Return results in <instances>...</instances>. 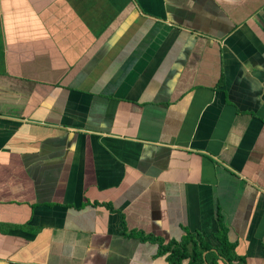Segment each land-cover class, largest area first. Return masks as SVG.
Masks as SVG:
<instances>
[{"label":"crops","instance_id":"obj_1","mask_svg":"<svg viewBox=\"0 0 264 264\" xmlns=\"http://www.w3.org/2000/svg\"><path fill=\"white\" fill-rule=\"evenodd\" d=\"M0 36V264H170L140 235L218 215L264 264V0H0Z\"/></svg>","mask_w":264,"mask_h":264},{"label":"trees","instance_id":"obj_2","mask_svg":"<svg viewBox=\"0 0 264 264\" xmlns=\"http://www.w3.org/2000/svg\"><path fill=\"white\" fill-rule=\"evenodd\" d=\"M124 236H139V233H122ZM219 245L212 247L199 234L195 239L194 234L186 231L185 236L177 241L171 239L168 242L155 237L151 234L140 235V240L152 239L157 243V252L155 255L166 254V259L170 264H181L183 259H188L186 264H245V256L235 253L236 242L228 238V228L223 224L218 215V228L215 233Z\"/></svg>","mask_w":264,"mask_h":264},{"label":"rangeland","instance_id":"obj_3","mask_svg":"<svg viewBox=\"0 0 264 264\" xmlns=\"http://www.w3.org/2000/svg\"><path fill=\"white\" fill-rule=\"evenodd\" d=\"M0 46H1V36H0Z\"/></svg>","mask_w":264,"mask_h":264}]
</instances>
